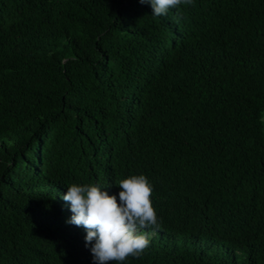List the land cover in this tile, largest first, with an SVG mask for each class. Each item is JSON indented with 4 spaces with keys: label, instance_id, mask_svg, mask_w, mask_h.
I'll list each match as a JSON object with an SVG mask.
<instances>
[{
    "label": "trees",
    "instance_id": "16d2710c",
    "mask_svg": "<svg viewBox=\"0 0 264 264\" xmlns=\"http://www.w3.org/2000/svg\"><path fill=\"white\" fill-rule=\"evenodd\" d=\"M152 11L0 0V264H93L63 194L140 174L160 227L123 264H264V0Z\"/></svg>",
    "mask_w": 264,
    "mask_h": 264
},
{
    "label": "clouds",
    "instance_id": "9594fccd",
    "mask_svg": "<svg viewBox=\"0 0 264 264\" xmlns=\"http://www.w3.org/2000/svg\"><path fill=\"white\" fill-rule=\"evenodd\" d=\"M139 2L149 4L156 17L168 15L181 4L194 5V0ZM117 185L119 202L116 195L96 184H71L62 196L72 212L67 223L86 229L85 246L90 247L93 264H123L130 256L140 258L150 245L152 232L160 227L152 203L153 186L145 175L129 176Z\"/></svg>",
    "mask_w": 264,
    "mask_h": 264
}]
</instances>
